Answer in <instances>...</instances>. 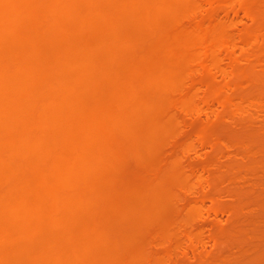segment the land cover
Instances as JSON below:
<instances>
[{
    "label": "rangeland",
    "instance_id": "374dc122",
    "mask_svg": "<svg viewBox=\"0 0 264 264\" xmlns=\"http://www.w3.org/2000/svg\"><path fill=\"white\" fill-rule=\"evenodd\" d=\"M61 1L64 3L63 6L66 3L70 6V12L68 13V15L71 13L70 16L63 15L64 17H60L62 15H59V19L56 18V20L50 21V18L49 20H44L43 17L40 19V14L54 7V0H24V2L23 0H6L7 3L5 0H0V11L2 12H0V19L3 22L7 21L8 23H5L8 26L13 22L10 27L14 34L12 37V32L9 31V34L11 33L9 37L7 31L4 30L5 33L3 30L0 31V61L2 62H0V65L6 64L5 66L9 67L10 65L11 68H14L16 67L15 64L17 66L21 64L22 66L19 67H25L27 73L30 74V78H32L34 97L36 99H42L44 96L48 98L50 104L47 100V107L43 110L39 109L42 110L39 111L42 112V116L44 115L48 119V127L45 126L47 130L51 128L49 121L51 123L53 121L55 124L60 123L66 118L71 107L76 106L77 108L80 106L79 109L83 110L92 105L97 109L109 107L113 112H115L113 108L116 110L122 109L121 111L126 114L124 112L119 114L120 123L130 130L133 126L132 133L130 132V137L133 139H130L129 145H125L126 149H124L126 151L121 149L124 147L123 145V147L120 146L121 148L118 147L117 149V152L121 149L120 152L116 154V150H114L113 152L116 155H112L109 151L114 147L112 144H110L111 146L108 144L112 137L107 134V131L104 133L97 126L92 125L90 131L82 134L85 137L81 135L79 141L80 143L83 141V144H81L84 145L87 152L92 153L98 149L104 152L102 156L103 163L97 166L98 169L94 173L83 175V179L80 177L81 179L77 181L78 194L84 197H87L88 194L91 198L90 205L85 206V203H78L72 209L65 206L60 208L59 221L56 226L51 224L49 220L47 221L48 218H46L50 205L47 193L42 192L40 194L38 192L40 185L36 182H42L43 178L40 179L34 173V175L31 174L32 171L26 172L23 176L16 173L17 175L15 174L14 177L17 181L18 178L22 177L18 181L19 183L26 181L21 183L23 186L21 196H23L25 204H23L24 211L20 209L21 212L17 213L19 215L8 217L9 219L6 218L3 221L0 219V225L3 224V226L1 225L2 229L0 228V264H55L52 260H57V258L59 259L57 260L58 264H90V262L91 264H264V0H159L163 3L158 2L159 8L157 7V11H155V8L152 9L155 14L152 10H150L151 12L147 11L149 14L144 12L141 6L144 5L145 0ZM171 2L174 3L171 4ZM160 4L162 5L160 6ZM19 8L24 9L25 12ZM90 8L92 9L89 10ZM93 8L103 10L104 14L107 15L106 19L101 17L88 18L91 16L89 13ZM15 9L22 11H19L20 16L19 14L16 15L19 16L17 20L15 19L16 16L11 13ZM132 9L133 11H131ZM211 12L213 13L211 14ZM142 14L146 15L143 16ZM103 15L102 17H105ZM155 16L158 17L154 18ZM77 18L78 20H76ZM197 21L200 25H197L194 30L193 27L196 26L195 23L198 24ZM208 28L212 29L208 30ZM109 29L112 30L110 33H108ZM198 33L200 34L198 35ZM225 36L228 38L227 40ZM36 37L38 40L35 39ZM222 40L223 43L225 42L224 44H222ZM203 42L208 43L207 47L210 46V52L207 51L209 47L207 48L204 45V48L201 45V43L204 44ZM84 43L87 46L89 45V49ZM142 44L147 46L144 47ZM187 44L191 45V48ZM225 44L226 46H224ZM142 46L146 50L141 49V52H137ZM211 46H214V48ZM79 50L83 51L80 53L84 55L78 59L84 58L83 63H90L91 68L94 67L92 69L96 67V72L91 73L95 85L91 87L93 93H90V88H80L72 92L68 88L57 90V88L52 87L51 90L49 88L46 90L47 88L43 86L46 81L50 80L54 84L58 80H67V77H72V70L68 72L70 69L66 68L64 61L72 60L79 53ZM132 50L135 53H132ZM190 51L193 53H190ZM67 55H69V58H67ZM129 55H132L134 59H130ZM139 55H142L141 58L138 57ZM150 55L152 56L150 57ZM59 57L62 59L59 60ZM79 61L81 62V60ZM207 62L208 64H206ZM83 63L82 65H84ZM97 74L98 76H96ZM45 78L48 80H45ZM160 78L161 80H159ZM5 79H7L6 76ZM98 79H100L99 82ZM133 79L134 81H132ZM8 80L4 82L6 87L14 88L17 82ZM18 82L20 83L21 79L18 78ZM134 82L138 85H134ZM133 85L136 86L137 91H135ZM131 87L132 90H130ZM39 88H41V91ZM53 89L55 90L53 91ZM127 90L128 92L134 91V94L132 92L129 95L126 92ZM112 91H114V94H110ZM116 91L120 92L118 94H121V98L116 95ZM0 95V105L5 104L7 96L5 97V93H0ZM112 95L115 96L112 97ZM116 96L121 100L116 99ZM114 97L115 99H113ZM133 97H136V100L132 99ZM138 101H140V104ZM127 103H131L130 106ZM132 103L135 105L134 108ZM124 104L127 106H125V109L128 108L127 111L124 109ZM17 105L14 108L15 111H13H17L18 118L20 114L22 115L13 124L20 121L28 107L26 103L25 106L24 103H18ZM146 108L150 110L148 111ZM37 110L32 113L33 116L39 114ZM110 115L114 116V113L113 115L110 113ZM36 116L33 117L34 119L30 118L29 124L31 127L35 119L37 121ZM151 122H154L155 126ZM8 126L0 127V132H6L11 127ZM37 126L38 122L33 125L34 128ZM151 126L154 127L151 128ZM45 128L44 130L42 128L44 132ZM38 132L43 133L42 131ZM76 132H74V136H76ZM148 133H151V135ZM104 134H107V137ZM77 136L80 135L77 134ZM51 137L53 138L52 134L42 137L40 135V145L47 147L53 142L50 139ZM106 142L108 145L105 144ZM57 143L59 146V142H53L54 145H57ZM109 143H112V141ZM60 146L62 147V145ZM104 146L108 148H103ZM171 146H174V148L171 149ZM54 147L57 148V146ZM61 147L57 148L59 153ZM118 154L122 156H120L121 159H119ZM164 162H166V166ZM84 169V166L81 167L80 165L79 172H85ZM163 169L168 172V176L164 174L166 172ZM157 170H160V172L158 173ZM4 173V168L0 167V177ZM99 175H102V178ZM107 177H110V179ZM163 177L166 178L164 183L163 180L165 179ZM104 180L106 181L104 182ZM88 186H90V189ZM145 186H147V189ZM123 187L126 188L123 189ZM148 187L152 188L148 190ZM1 189L4 190L5 188L2 187ZM114 189L117 191H114ZM109 192L114 194L110 195ZM107 197L111 198L108 200ZM144 198H146V201ZM145 206L149 208L147 209ZM149 209L151 212L152 209L154 211L149 213ZM32 212L35 216L31 215ZM166 212L170 218L167 217ZM146 215H149V217H146ZM21 219L23 222L20 225ZM129 221H131V225L133 224L130 228L135 230H130ZM120 223L122 227L119 226ZM26 225L29 227L27 228ZM152 229L153 232H151ZM19 233L20 235H18ZM27 236L29 237L27 238ZM171 241H174V243ZM22 242L23 244H21ZM123 250L127 252L124 254ZM46 251L51 253V255L47 254L49 255L47 261V258L43 257L46 255ZM52 254H55V256ZM56 254L58 257H56Z\"/></svg>",
    "mask_w": 264,
    "mask_h": 264
},
{
    "label": "bare ground",
    "instance_id": "6f19581e",
    "mask_svg": "<svg viewBox=\"0 0 264 264\" xmlns=\"http://www.w3.org/2000/svg\"><path fill=\"white\" fill-rule=\"evenodd\" d=\"M65 1H67V0H65ZM64 1V2H65ZM72 1H74V0H72ZM90 1V0H89ZM108 1V0H107ZM132 1V0H131ZM136 1H138V0H136ZM141 1V0H140ZM144 1V0H143ZM160 1H163V0H160ZM159 0L157 1V0H145L144 2V5H142L141 7L143 8V10H144V12L145 13H148V12H151L150 10H152V9H154L155 8V11H157L156 9H157V7L159 6V4H158V2L159 3H163V2H160ZM176 1V0H175ZM174 1V2H175ZM178 1V0H177ZM181 1V0H180ZM224 1V0H223ZM232 1V0H231ZM239 1V0H238ZM244 1V0H243ZM5 2H6V0H5ZM8 2V1H7ZM6 2V3H7ZM23 2H24V0H23ZM29 2V1H28ZM62 1L61 0H54V7H51V8H49V10L48 11H46V12H42V14H40V19L42 18V19H44V20H49V18H50V21L51 20H56V18H58L59 19V15H62V16H60V17H64V16H66V15H68V13L70 12V6L66 3V5L65 6H63L64 5V3L62 4L61 3ZM68 2V1H67ZM93 2V1H92ZM120 2V1H119ZM173 2V3H174ZM186 2V1H185ZM227 2V1H226ZM241 2V1H240ZM3 3V2H2ZM53 3V2H52ZM104 3V2H103ZM111 3V2H110ZM130 3V2H129ZM172 2H171V4H173ZM230 3V2H229ZM243 3V2H242ZM258 3V2H257ZM4 4V3H3ZM31 4V3H30ZM36 4V3H35ZM62 6H61V5ZM72 4H75V3H72ZM92 4V3H91ZM99 4H100V2H99ZM179 4V3H178ZM253 4H255V3H253ZM19 5V4H18ZM28 5H29V3H28ZM52 5V4H51ZM88 5V4H87ZM96 5V4H95ZM108 5V4H107ZM136 5V4H135ZM162 4H160V6H161ZM224 5V4H223ZM231 5V4H230ZM39 6V5H38ZM44 6V5H43ZM53 6V5H52ZM99 6V5H98ZM164 6V5H163ZM258 6V5H257ZM14 7V6H13ZM16 7V6H15ZM24 7V6H23ZM22 7V8H23ZM29 7V6H28ZM37 7V6H36ZM88 7H90V6H88ZM87 7V8H88ZM92 7V6H91ZM111 7V6H110ZM137 7V6H136ZM171 7V6H170ZM172 7H173V5H172ZM177 7V6H176ZM232 7H234V6H232ZM17 9H18V7H16ZM27 8V7H26ZM41 8H43V7H41ZM47 8V7H46ZM97 8V7H96ZM107 8H108V6H107ZM141 8V9H142ZM159 8V7H158ZM240 7H238V9H239ZM254 8V7H253ZM20 9V8H19ZM24 9H25V7H24ZM24 9H20V10H24ZM74 9V8H73ZM92 8H90L89 10H91ZM120 9V8H119ZM164 9V8H163ZM166 9V8H165ZM177 9V8H176ZM2 10V9H1ZM20 10H14L13 12H11L13 15H17V14H19V16H20V12H22V11H20ZM27 10H29V9H27ZM38 10V9H37ZM135 10V9H134ZM240 10H241V8H240ZM20 11V12H19ZM86 11H87V9H86ZM117 11H118V9H117ZM131 11H133V9L131 10ZM137 11V10H136ZM148 11V12H147ZM152 11H154V10H152ZM155 11H154V14H155ZM260 11V13L261 14H263L262 12H261V10H259ZM263 11V10H262ZM1 12V11H0ZM10 12V11H9ZM19 12V13H18ZM24 12H25V10H24ZM30 12H31V9H30ZM103 12V10H101V9H95V8H93V10L92 11H90V15L91 16H89L88 18H90V17H92V19L94 18V17H101V18H105L106 19V17H107V15H105L104 14V12ZM123 12V11H122ZM142 12V11H141ZM169 12H171V11H169ZM173 12V11H172ZM248 12H249V10H248ZM252 12V11H251ZM2 13V12H1ZM27 13H28V11H27ZM32 13H33V11H32ZM74 13V12H73ZM81 13V12H80ZM88 13V12H87ZM87 13H86V15H87ZM124 13V12H123ZM137 13V12H136ZM143 13V12H142ZM162 13V12H161ZM166 13V12H165ZM213 12H211V14H212ZM31 14V13H30ZM71 14V13H70ZM70 14L68 15V17L70 16ZM104 14V15H103ZM120 14V13H119ZM149 14V13H148ZM147 14V15H148ZM173 14V13H172ZM254 14V13H253ZM2 15V14H1ZM12 15V16H13ZM33 15V14H32ZM38 16H39V13L37 14ZM64 15V16H63ZM73 15V14H72ZM102 15L103 16H105V17H102ZM126 15V14H125ZM143 15V14H142ZM144 15H146V14H144ZM143 15V16H144ZM152 15V14H151ZM150 15V16H151ZM15 16H13V17H15ZM19 16H16V20H17V17L19 18ZM88 16V15H87ZM121 16V15H120ZM141 16V15H140ZM149 16V15H148ZM153 16V15H152ZM210 16V15H209ZM251 16V15H250ZM262 16V15H261ZM25 17V16H24ZM74 17V16H73ZM76 17V16H75ZM84 17H86L85 15H84ZM139 17V16H138ZM147 17V16H146ZM145 17V18H146ZM156 17H158V16H155L154 18H156ZM254 17V16H253ZM30 18V17H29ZM38 18V17H37ZM101 18H100V20H101ZM141 18V17H140ZM9 19V18H8ZM12 19V18H11ZM10 19V21H12ZM22 19V18H21ZM65 19V18H64ZM69 19V18H68ZM81 19H83V18H81ZM91 19V20H92ZM139 19V18H138ZM150 19V18H149ZM23 20V19H22ZM29 20V19H28ZM28 20H27V22H28ZM74 20V19H73ZM76 20H78V18L76 19ZM87 20V19H86ZM91 20H89V21H91ZM98 20V19H97ZM116 20V19H115ZM148 20V19H147ZM156 20V19H155ZM5 21V20H4ZM9 21V20H8ZM9 21V22H10ZM67 21V20H66ZM101 21H103V20H101ZM100 21V22H101ZM6 23H8L7 21H5ZM5 22H3L1 19H0V31L2 32V30H3V32H4V30L5 31H7L8 32V35H9V37H10V34H9V31L10 32H12L11 31V24L13 23V22H11L10 23V25L8 26V24H6ZM32 22V21H31ZM35 22V21H34ZM38 22V21H37ZM81 22H83V21H81ZM106 22V21H105ZM192 22H194V21H192ZM198 22V21H197ZM4 23H5V25H4ZM18 23V22H17ZM41 23H43V22H41ZM40 23V24H41ZM77 23H79V22H77ZM86 23H88L87 21H86ZM112 23V22H111ZM114 23V22H113ZM212 23V22H211ZM215 23H216V21H215ZM46 23L44 22V25H45ZM85 24V23H84ZM97 24V23H96ZM150 24V23H149ZM7 25V26H6ZM43 25V26H44ZM63 25V24H62ZM81 25V24H80ZM94 25V24H93ZM92 25V26H93ZM108 25V24H107ZM112 25V24H111ZM115 25V24H114ZM118 25V24H117ZM180 25V24H179ZM194 25H196V26H194L193 28H194V30H195V27H197V25L199 26L200 24H199V22H198V24L197 23H195ZM201 25H203V24H201ZM12 26H16V25H12ZM56 26V25H55ZM74 26V25H73ZM104 26V25H103ZM147 26V25H146ZM155 26V25H154ZM174 26V25H173ZM175 26H176V24H175ZM183 26V25H182ZM185 26V25H184ZM190 26V25H189ZM191 26H192V24H191ZM211 26V25H210ZM216 26V25H215ZM79 27V26H78ZM112 27V26H111ZM158 27V26H157ZM185 27H188V26H185ZM207 27V26H206ZM218 27H219V24H218ZM38 28V27H37ZM37 28H34V29H37ZM44 28H45V26H44ZM56 28V27H55ZM60 28V27H59ZM64 28H65V26H64ZM63 28V29H64ZM147 28V27H146ZM149 28H151V27H149ZM182 28V27H181ZM188 28H190V27H188ZM201 28V27H200ZM39 29H41V27H39ZM42 29H43V27H42ZM67 29V28H66ZM73 29V28H72ZM199 29V28H198ZM212 29V28H211ZM211 29H209L208 28V30H211ZM217 29V28H216ZM220 29V28H219ZM65 30V29H64ZM79 30V29H78ZM100 30V29H99ZM114 30V29H113ZM147 30V29H146ZM162 30V29H161ZM173 30V29H172ZM172 30H171V32H172ZM178 30V29H177ZM201 30V29H200ZM206 30V29H205ZM218 30V29H217ZM223 30V29H222ZM14 31V30H13ZM36 31V30H35ZM49 31V30H48ZM66 31V30H65ZM70 31V30H69ZM110 31H112V30H110L109 29V32L108 33H110ZM179 31V30H178ZM187 31H188V29H187ZM187 31H186V33H187ZM190 31H192V30H190ZM196 31H198V30H196ZM213 31V30H212ZM211 31V32H212ZM221 31V30H220ZM6 32V33H7ZM40 32V31H39ZM41 32H43L42 30H41ZM64 32V31H63ZM102 32H103V30H102ZM151 32V31H150ZM174 32H176L175 30H174ZM184 32V31H183ZM195 32V31H194ZM204 32V31H203ZM202 32V33H203ZM224 32H225V30H224ZM5 33V32H4ZM153 33V32H152ZM158 33V32H157ZM178 33V32H177ZM180 33V32H179ZM185 33V32H184ZM183 33V34H184ZM208 33H209V31H208ZM220 33V32H219ZM34 34V33H33ZM42 34V33H41ZM194 34V33H193ZM200 33H198V35H199ZM204 34V33H203ZM206 34V33H205ZM211 34V33H210ZM215 34H216V32H215ZM227 34V33H226ZM4 35V34H3ZM2 35V36H3ZM7 35V34H6ZM6 35H5V37H6ZM13 32H12V34H11V36L13 37ZM36 35H37V33H36ZM62 35V34H61ZM74 35V34H73ZM107 35V34H106ZM153 35V34H152ZM155 35V34H154ZM174 36H175V34H173ZM207 35V34H206ZM213 35V34H212ZM40 36V35H39ZM45 36V35H44ZM57 36V35H56ZM60 36V35H59ZM68 36V35H67ZM143 36H145V35H143ZM157 36V35H156ZM162 36V35H161ZM170 36H172V35H170ZM179 36V35H178ZM214 36V35H213ZM224 36V35H223ZM227 36V35H226ZM225 36V38H226V40L228 39L227 37ZM64 37V36H63ZM102 37V36H101ZM126 37V36H125ZM173 37V36H172ZM194 37V36H193ZM192 37V38H193ZM211 37V36H210ZM4 38V37H3ZM15 38V37H14ZM13 38V39H14ZM21 38H23L22 36H21ZM25 38V37H24ZM107 38H108V36H107ZM173 38H175V37H173ZM188 38H190V37H188ZM208 38V37H207ZM219 38V37H218ZM35 39H37V37L35 38ZM47 39V38H46ZM53 39V38H52ZM61 39H62V37H61ZM106 39V38H105ZM187 39V38H186ZM200 39V38H199ZM203 39V38H202ZM204 39H205V36H204ZM22 40V39H21ZM38 40V39H37ZM72 40H74V39H72ZM112 40H114V39H112ZM111 40V41H112ZM177 40V39H176ZM180 40V39H179ZM225 40V41H226ZM24 41V40H23ZM66 41V40H65ZM95 41V40H94ZM97 41H99V40H97ZM102 41V40H101ZM190 41V40H189ZM194 41V40H193ZM199 41V40H198ZM203 41V40H202ZM205 41V40H204ZM210 41V40H209ZM219 41H220V39H219ZM10 42V41H9ZM26 42V41H25ZM40 42V41H39ZM178 42V41H177ZM190 42H192V41H190ZM201 42V41H200ZM208 42V41H207ZM216 42H217V40H216ZM226 42H228V41H226ZM27 43V42H26ZM92 43V42H91ZM145 43H147V42H145ZM144 43V44H145ZM186 43V42H185ZM204 44H202L201 43V45H205L206 47H207V45H208V43L207 44H205L206 42H203ZM212 43V42H211ZM214 43V42H213ZM225 43V42H224ZM223 43V40H222V44H224ZM12 44V43H11ZM19 44V43H18ZM23 44H24V42H23ZM63 44V43H62ZM61 44V45H62ZM75 44V43H74ZM88 44V43H87ZM144 44H142V45H144ZM191 44V43H190ZM193 44V43H192ZM29 45V44H28ZM47 45V44H46ZM68 45V44H67ZM79 45V44H78ZM77 45V46H78ZM84 45H85V43H84ZM107 45V44H106ZM108 45H109V43H108ZM134 45H135V43H134ZM140 45H141V43H140ZM180 45H183V44H180ZM209 45H210V42H209ZM215 45V44H214ZM218 45V44H217ZM227 45H228V43H227ZM230 45V44H229ZM232 45V44H231ZM1 46V45H0ZM20 46H21V44H20ZM71 46V45H70ZM86 47H88V49H89V45L87 46V45H85ZM94 45L92 44V47H93ZM96 46V45H95ZM99 46V45H98ZM101 46H103V45H101ZM105 46V45H104ZM138 46H139V44H138ZM145 46H147V45H144V47ZM187 46H190V48H191V45H189V44H187ZM205 46H204V48H205ZM224 46H226V44L224 45ZM5 47V46H4ZM12 47V46H11ZM29 47V46H28ZM45 47V46H44ZM67 47V46H66ZM134 47V46H133ZM136 47H137V45H136ZM167 47V46H166ZM185 47V46H184ZM209 47V48H208ZM207 48L209 49V50H207V49H204L205 51L207 50V51H209L210 52V46H208ZM211 47H213L214 48V46H211ZM49 48H50V46H49ZM58 48V47H57ZM64 48V47H63ZM74 48H77V47H74ZM80 48V47H79ZM100 48V47H99ZM126 48H127V46H126ZM139 48V47H138ZM138 48H136V49H138ZM185 48H188V47H185ZM221 48V47H220ZM17 49V48H16ZM68 49H71V48H68ZM81 49H83V48H81ZM80 49V50H81ZM102 49H103V47H102ZM130 49V48H129ZM132 49V48H131ZM130 49V50H131ZM134 49H135V47H134ZM141 49H144L143 48V46L137 51V52H141ZM189 49V48H188ZM212 49V48H211ZM23 51H24V49H22ZM36 50V49H35ZM38 50V49H37ZM63 50V49H62ZM66 50V49H65ZM64 50V51H65ZM79 50V53L78 54H80L79 56H77L78 54H76V57L74 58H72V60H66V62L64 61V64L67 66L66 68H68V69H70V70H68V72H70L71 70H72V72H71V74H73L72 75V77L70 76V78L69 77H67V80H58L56 83L54 82V84L52 83V82H50V80L49 81H46V83L44 84L43 83V86H45L46 88V90H48V88L51 90V88L53 87V88H57V90H59V88L61 89H71V92L74 90H77V89H80V88H90V93H93V92H91V87H93V85H94V81L92 80V77H93V75L91 74V73H94V72H96L95 71V69H96V67H95V69H92V68H94V67H92L91 68V66H90V63H83V61L82 60H84V58L83 59H78V58H81V56H83V55H81V53L80 52H83V51H80ZM90 50H91V47H90ZM99 50V49H98ZM97 50V51H98ZM105 50H106V48H105ZM128 50V49H127ZM144 50H146V49H144ZM151 50V49H150ZM177 50H180V49H177ZM184 50V49H183ZM187 50V49H186ZM203 50V49H202ZM213 50V49H212ZM216 50V49H215ZM218 50H219V46H218ZM2 51V50H1ZM13 51V50H12ZM47 51V50H46ZM60 51V50H59ZM59 51H58V53H59ZM171 51V50H170ZM193 51V50H192ZM192 51H190V53L192 52ZM11 52V51H10ZM9 52V53H10ZM28 53H29V50L27 51ZM31 52V51H30ZM57 52V51H56ZM55 52V53H56ZM61 52V51H60ZM72 52V51H71ZM88 52V51H87ZM92 52V51H91ZM91 52H89L90 54H91ZM143 52V51H142ZM167 52V51H166ZM174 52V51H173ZM184 52H185V50H184ZM198 52V51H197ZM197 52H196V54H197ZM27 53V54H28ZM34 53H35V51H34ZM54 53V54H55ZM65 53V52H64ZM132 53H135V51L133 52V50H132ZM148 53V52H147ZM193 53V52H192ZM205 53V52H204ZM203 53V54H204ZM208 53V52H207ZM3 54H4V52H3ZM20 54H22L21 52H20ZM24 54V53H23ZM36 54V53H35ZM86 54V53H85ZM88 54V53H87ZM138 54V53H137ZM141 54H143V53H141ZM151 54V53H150ZM171 54V53H170ZM169 54V55H170ZM178 54H179V52H178ZM183 55L185 54V53H182ZM181 54V55H182ZM56 55H58V54H56ZM147 55H149V54H147ZM167 55H168V53H167ZM191 55H193V54H191ZM195 55V54H194ZM207 55H209V54H207ZM215 55H216V53H215ZM22 57H23V55H21ZM24 56H26V55H24ZM59 56H61V55H59ZM63 57H64V55H62ZM69 55H67V58H69L68 57ZM72 56V55H71ZM94 56V55H93ZM130 56V59H134V57H132V55H129ZM141 56L142 55H139L138 57H140L141 58ZM152 55H150V57H151ZM176 56V55H175ZM179 56V55H178ZM186 56H188V55H186ZM200 57L202 56V55H199ZM205 56H206V54H205ZM210 56V55H209ZM52 57V56H51ZM87 57V56H86ZM169 57V56H168ZM177 57V56H176ZM199 57V58H200ZM203 57H204V55H203ZM92 58V57H91ZM129 58V57H128ZM127 58V59H128ZM136 58H137V55H136ZM147 58H148V56H147ZM190 58V57H189ZM206 58V57H205ZM208 58V57H207ZM7 59V58H6ZM43 59V58H42ZM62 58H60L59 57V60H61ZM98 59V58H97ZM126 59V58H125ZM138 59V58H137ZM155 59V58H154ZM158 59H160V58H158ZM173 59V58H172ZM191 59V58H190ZM192 59H193V57H192ZM1 60V59H0ZM55 60V59H54ZM79 60H81V62L79 61ZM88 60V59H87ZM91 60V59H90ZM96 60V59H95ZM161 60V59H160ZM159 60V61H160ZM30 61V60H29ZM38 61V60H37ZM41 61V60H40ZM51 61H52V59H51ZM85 61H86V59H85ZM124 61V60H123ZM128 61V60H127ZM165 61V60H164ZM170 61V60H169ZM174 61V60H173ZM209 61V60H208ZM1 62V61H0ZM5 62H7V61H5ZM53 62V61H52ZM63 62V61H62ZM91 62H92V60H91ZM94 62V61H93ZM97 62V64H98V61H96ZM131 62V61H130ZM153 62V61H152ZM155 62V61H154ZM172 62V61H171ZM178 62V61H177ZM177 62H175V63H177ZM206 62V61H205ZM2 63V62H1ZM4 63V62H3ZM18 63V62H17ZM51 63V62H50ZM82 63L84 64V65H82ZM134 63H136V62H134ZM163 63V62H162ZM204 63V62H203ZM39 64V63H38ZM52 64V63H51ZM54 64H56V63H54ZM61 64V63H60ZM140 64V63H139ZM153 64V63H152ZM166 64V63H165ZM206 64H208V62L206 63ZM210 64V63H209ZM6 65V64H5ZM5 65H0V93L1 94H3V93H5V97L7 96V98H5L7 101L5 102V104H2V105H0V127H2V126H11L9 129H7L6 130V132H4V133H2V132H0V167H2V168H4V170H5V173L4 174H1L2 176L0 177V219H1V221H3L4 219H6V218H8V217H13V216H16V215H19V214H17V213H19V212H21V211H24V207H23V204H24V200H23V196H21V191H22V185H21V183H23V182H26V181H21L20 183L18 182L19 180H20V178L22 179V177H20V178H18L19 180L17 181L16 180V178L14 177L15 176V174L17 173H19L21 176H23L24 174H26V172H30V171H32L31 172V174H35L38 178H43V181L42 182H36V183H38L39 185H40V187H39V189H38V192L41 194L42 192H45V193H47V196L49 197V203H50V205H49V210H48V213H47V215H46V218H48L47 219V221L49 220V222L51 223V224H54L55 226H56V224H57V222L59 221V215H58V213H60L59 212V210H61L60 208H62V207H67V208H70V209H72V207H76L77 206V204L78 203H85V206L86 205H90V202H91V198L89 197V195L87 194V197H84V196H81V195H79L78 194V192H79V187H77V181H78V179H81L82 177H84L83 175H86V174H89V173H94V171L96 170V169H98V165L100 164V163H103L102 162V160H103V158H102V156H103V151L102 150H100V149H98V150H95L94 152H92V153H90L89 151L87 152V150L84 148V145L82 146V144L80 143V141H79V138L81 137V135L82 134H86L87 133V131H90V129L93 127L92 125H95V126H97L98 128H99V130H101L102 132L104 131V133H105V131H107V134H110L111 135V137L112 138H110L111 139V141H112V143H109V142H111V141H107L108 142V144L110 145V144H112V146L114 147V149H112V150H110L109 152L110 153H112V155H114L115 154V152H116V154L118 153V152H120L121 151V149L123 150L126 146L125 145H129V143L131 142V140L130 139H133V138H131L130 137V134L132 133L131 132V130L133 129V126H132V129L130 130L129 128H127V127H125V125H123V124H121L120 123V116H119V114L121 113H123L121 110L122 109H114L113 108V110L115 111V112H113L112 111V109H109V107H107V108H105L104 107V109H101V107L99 108V109H97L96 107H92V105L91 106H89V107H87L86 109H83V110H80L79 109V107H77L76 108V106H74V107H71V109H70V111L68 112V115L66 116V118H64V120H62L60 123H57V124H55V123H53V121H52V123H51V121H49V123H50V125H51V128H48V130H47V128H45V126L46 127H48V119L43 115L42 116V112H39V111H42L43 110V108L45 109V107H47V103H48V98L47 97H41L42 99H36L35 97H34V94L32 93V88H33V86H34V84H33V82H32V78H30V74H28L27 73V69L25 70V67L24 68H22V67H19L21 64H18V66L15 64V66L16 67H14V68H11V66L9 65V67L8 66H5ZM99 65V64H98ZM101 65V64H100ZM127 65V64H126ZM129 65H130V63H129ZM133 65V64H132ZM131 65V66H132ZM154 65V64H153ZM167 65V64H166ZM22 66V65H21ZM41 66V65H40ZM52 66H54V65H52ZM57 66V65H56ZM92 66H93V64H92ZM138 66V65H137ZM142 66V65H141ZM168 66V65H167ZM172 66H173V64H172ZM34 67V66H33ZM59 67V66H58ZM64 67V66H63ZM63 67H62V71H63ZM175 68H176V66H174ZM43 68V67H42ZM98 68V67H97ZM100 68V67H99ZM153 68V67H152ZM157 68V67H156ZM169 68V67H168ZM173 68V67H172ZM171 68V69H172ZM35 69V68H34ZM74 69V70H73ZM58 70V69H57ZM61 69L59 68V71H60ZM92 70H94L93 72H92ZM134 70V69H133ZM138 70V69H137ZM174 70V69H173ZM172 70V71H173ZM67 71V70H66ZM100 71V70H99ZM98 71V72H99ZM135 71H136V69H135ZM158 71V70H157ZM171 71V72H172ZM175 71V70H174ZM163 72V71H162ZM162 72H161V74H162ZM41 73H42V71H41ZM46 73V72H45ZM166 73V72H165ZM170 73V72H169ZM36 74H38V73H36ZM46 74H48V73H46ZM133 74H134V72H133ZM173 74V73H172ZM50 75V74H49ZM49 75H47V76H49ZM61 75V74H60ZM5 76H6V78L7 79H5ZM47 76H46V78H47ZM53 76V75H52ZM56 76V75H55ZM96 76H98V74L96 75ZM137 76V75H136ZM135 76V77H136ZM183 76V75H182ZM42 77H44V76H42ZM132 77V76H131ZM134 77V78H135ZM171 77V76H170ZM179 77V76H178ZM18 78H19V80L21 79V82L19 83L18 82ZM45 78V80H48V79H46ZM69 78V79H68ZM153 78V77H152ZM168 78V77H167ZM166 78V79H167ZM183 78V77H182ZM8 79H10L11 81H13L14 80V82L16 81L17 83H15L16 85H15V87L14 88H8V87H6V85H5V80H8ZM37 79V78H36ZM42 79V78H41ZM51 79V78H50ZM55 79V78H54ZM149 79H150V77H149ZM166 79H165V81H166ZM10 80H8V81H10ZM99 80L100 79H98V82H99ZM139 79H138V76H137V81H138ZM159 80H161V78L159 79ZM163 80V79H162ZM39 81V80H38ZM52 81V80H51ZM132 81H134V79L132 80ZM157 81H158V79H157ZM36 82V81H35ZM97 82V81H96ZM140 82V81H139ZM11 83V82H10ZM9 83V84H10ZM146 83V82H145ZM152 83V82H151ZM8 84V85H9ZM13 84V83H12ZM112 85V84H111ZM130 85V84H129ZM134 85H138V84H135V82H134ZM133 85V86H134ZM159 85V84H158ZM157 85V86H158ZM95 86V85H94ZM97 86H99V85H97ZM115 86V85H114ZM132 86V87H133ZM140 86H142V85H140ZM37 87V86H36ZM41 87V86H40ZM100 87V86H99ZM112 87V86H111ZM124 87H125V85H124ZM132 87H131V89L130 90H132ZM136 86H134L133 88H135ZM149 87V86H148ZM113 88V87H112ZM116 88V87H115ZM128 88V87H127ZM157 88V87H156ZM38 89V88H37ZM40 89V91H41V88H39ZM44 89V88H43ZM44 89V90H45ZM126 89V88H125ZM138 89V88H137ZM49 90V91H50ZM55 89H53V91H54ZM56 90V91H57ZM93 90V89H92ZM97 90V89H96ZM36 91V90H35ZM89 91V90H88ZM120 91V90H119ZM119 91H116L117 92V96L119 95V97H120V95L121 94H118V92ZM135 91H137L136 90V88H135ZM69 92V91H68ZM98 92V91H97ZM115 92V93H116ZM121 92V91H120ZM119 92V93H120ZM127 93H129V95H130V93H132L133 92V94H134V91H130V92H128V90L126 91ZM60 93V92H59ZM111 93H113L114 94V91H112V92H110V94ZM125 93V92H124ZM219 93V92H218ZM61 94V93H60ZM78 94H79V92H78ZM99 94V93H98ZM103 94H104V92H103ZM135 94L137 95V93L135 92ZM36 95V94H35ZM80 95V94H79ZM129 95H127V96H129ZM132 95V94H131ZM139 95V94H138ZM219 95V94H218ZM217 95V97H219ZM1 96V95H0ZM46 96H48L47 94H46ZM69 96V95H68ZM92 96V95H91ZM94 96V95H93ZM107 96H108V94H107ZM113 96H115V95H112V97ZM116 96V99H118L119 97H117ZM133 96V95H132ZM135 96V95H134ZM3 97V96H2ZM49 97V96H48ZM64 97V96H63ZM70 97V96H69ZM101 97V96H100ZM122 97V96H121ZM120 97V98H121ZM140 97V96H139ZM220 97H221V95H220ZM49 98H51V97H49ZM78 98V97H77ZM90 98V97H89ZM96 98V97H95ZM99 98V97H98ZM119 98V99H120ZM136 98V97H135ZM134 97L132 98V99H135ZM143 98V97H142ZM228 98V97H227ZM229 98H231V97H229ZM74 99V98H73ZM97 99V98H96ZM95 99V100H96ZM113 99H115V97L113 98ZM131 99V98H130ZM140 99V98H139ZM144 99V98H143ZM219 99H223V98H219ZM48 100V101H47ZM51 100V99H50ZM78 100H80V99H78ZM91 100V99H90ZM93 100H94V98H93ZM121 100V99H120ZM127 100V99H126ZM136 100V99H135ZM141 100V99H140ZM230 100V99H229ZM3 102V103H4ZM81 102V101H80ZM89 102V101H88ZM131 102V101H130ZM134 102V101H133ZM139 102V104H140V101H138ZM142 102H143V100H142ZM146 102V101H145ZM18 103H24V106H25V103H26V105H28V107H29V109H27L26 108V110H25V113H24V111H23V115L24 116H22V118L20 119V121L17 123V124H13V122H15L16 123V120L17 119H19L20 117H21V115L22 114H20V117L18 118V114H17V111L16 112H14L15 111V106L18 104ZM61 103V102H60ZM59 103V104H60ZM101 103V102H100ZM110 103V102H109ZM108 103V104H109ZM118 103H119V101H118ZM123 103H125V102H123ZM144 103V102H143ZM49 104H50V101H49ZM68 104V103H67ZM93 104V103H92ZM115 104V102L113 103V105ZM126 104V103H125ZM124 104V109H125V105ZM127 104H129V103H127ZM131 104V103H130ZM130 104L128 105V106H130ZM135 104H136V102H135ZM147 104V103H146ZM146 104H144V105H146ZM150 104V103H149ZM23 105V104H22ZM21 105V106H22ZM64 105V104H63ZM97 105V104H96ZM102 105H103V102H102ZM120 105V104H119ZM17 106H19V105H17ZM50 106V105H49ZM60 106V105H59ZM59 106H58V108H59ZM97 106H99V105H97ZM107 106V105H106ZM111 106V105H110ZM132 106H133V108H134V106L135 105H133V103H132ZM137 106H141V105H137ZM147 106V105H146ZM57 107V106H56ZM103 107V106H102ZM115 107V106H114ZM127 107V106H126ZM141 107H143V106H141ZM148 107V106H147ZM19 108H20V106H19ZM66 108V107H65ZM68 108V107H67ZM116 108V107H115ZM119 108V107H118ZM132 108V107H131ZM136 108V107H135ZM138 108V107H137ZM17 109H18V107H17ZM38 109V110H37ZM39 109H42V110H39ZM64 109V108H63ZM126 109H128V108H126ZM125 109V110H126ZM147 110H148V108H146ZM14 110V111H13ZM21 110V109H20ZM35 110H37V113L39 112V114L42 116H40L39 114L36 116V118H37V121H36V119H35V121L36 122H38V126L37 127H33V125L36 123L35 121H34V124L32 125V127H31V125L29 124L30 122V120L34 117L35 118V116H33V114L32 113H34V111ZM150 110V109H149ZM148 110V111H149ZM66 111V110H65ZM121 111V112H120ZM127 111V110H126ZM46 112V111H45ZM47 112H49V111H47ZM63 112H64V110H63ZM141 112V111H140ZM17 115H16V114ZM52 113V112H51ZM110 113L113 115V113H114V116H111L110 115ZM125 113V112H124ZM65 114V113H64ZM126 114V113H125ZM51 115V114H50ZM62 115V114H61ZM38 116H40V118H38ZM130 116H131V114H130ZM31 118V119H30ZM33 118V119H34ZM62 118V117H61ZM38 119H39V121H38ZM54 119V118H53ZM55 120V119H54ZM59 120V119H58ZM18 121V120H17ZM128 121V120H127ZM130 121V120H129ZM58 122V121H57ZM158 122V121H157ZM32 123V122H31ZM142 123V122H141ZM151 123H153L154 124V126H155V123L154 122H151ZM47 124V125H46ZM37 125V124H36ZM35 125V126H36ZM8 126V127H9ZM44 126V127H43ZM154 126H151V128L152 127H154ZM43 128V130H44V128L46 129L45 130V132L42 130V128ZM95 129V128H94ZM149 130V129H148ZM38 131H42L43 133V135L42 134H40V132H38ZM51 133H50V132ZM73 131V132H72ZM76 131H78V132H76ZM155 131V130H154ZM74 132H76V136H74ZM131 132V133H130ZM149 132V131H148ZM135 133H136V131H135ZM154 133V132H153ZM50 134H52V136H53V138L51 137L50 139H52L51 141H53L54 143H56V142H59V146H58V143H57V145L55 144H53V142H49L48 144L49 145H47V147H45L44 145H43V147L40 145V143H41V140H40V135H41V137L42 136H46V135H50ZM77 134L78 135H80V136H77ZM92 134V133H91ZM95 134V133H94ZM100 134V133H99ZM107 134H104L106 137H107ZM149 135H151V133H148ZM110 135H108V137H110ZM133 135H134V133H133ZM136 135H137V133H136ZM198 135V134H197ZM82 136H84V135H82ZM85 137V136H84ZM149 137V136H148ZM50 139H48V140H50ZM109 139V140H110ZM148 139V138H147ZM202 139V138H201ZM40 140V141H39ZM135 140H137V139H135ZM204 140V139H203ZM148 142H149V140H147ZM202 141V140H201ZM207 141V140H206ZM210 141V140H209ZM208 141V142H209ZM48 142V141H47ZM89 142V141H88ZM107 142L105 143V144H107ZM203 142H205V141H203ZM128 143V144H127ZM135 143V142H134ZM175 143V142H174ZM173 143V144H174ZM94 144V143H93ZM96 144V143H95ZM107 144V145H108ZM60 145H62V147L60 146ZM87 146H88V144H86ZM123 145H124V147H123ZM175 145H176V143H175ZM178 145V144H177ZM54 146H57V148L58 147H61V150H60V153L58 152L59 150H57V148L56 147H54ZM111 146V145H110ZM123 147V148H121V147ZM93 147V146H92ZM112 147V148H113ZM118 147H120L121 149H120V151H118L117 152V149H118ZM43 148H45V149H43ZM87 148V147H86ZM103 148H108V147H103ZM172 148H174V146H171V149ZM94 149V148H93ZM92 149V150H93ZM102 149V148H101ZM126 149V148H125ZM124 149V150H125ZM131 149V148H130ZM56 150H57V152H56ZM90 150H91V148H90ZM105 150V149H104ZM114 150H116L115 152H113ZM106 151V150H105ZM126 151V150H125ZM129 151V150H128ZM133 151H135V150H133ZM132 151V152H133ZM108 152V151H107ZM108 152V153H109ZM124 152V151H123ZM122 152V153H123ZM164 152V151H163ZM167 152H168V150H167ZM109 153V154H110ZM115 154V155H116ZM124 154V153H123ZM126 154H129V153H126ZM158 154V153H157ZM160 154V153H159ZM119 155V154H118ZM161 155V154H160ZM164 155H166V154H164ZM164 155H163V157H164ZM120 156L121 155H119L118 157H119V159H121L120 158ZM124 156V155H123ZM127 156V155H126ZM125 156V157H126ZM59 157V158H58ZM109 157V156H108ZM114 157V156H113ZM116 157V156H115ZM122 157V156H121ZM166 157V156H165ZM111 158V157H110ZM170 158V157H169ZM31 159H32V161H31ZM115 159V158H114ZM119 159H117V160H119ZM125 159V158H124ZM124 159H123V161H124ZM157 159H158V157H157ZM116 160V159H115ZM93 161H95V162H93ZM28 162H31V163H28ZM116 163V162H115ZM166 162H164V164H165ZM121 164H122V160H121ZM120 164V165H121ZM160 164H162V163H160ZM159 164V165H160ZM80 165H81V167L82 166H84V170H85V172H79V167H80ZM119 165V166H120ZM79 166V167H78ZM104 166V165H103ZM107 166V165H106ZM165 166H166V164H165ZM75 167H78V168H75ZM159 167V166H158ZM161 167V166H160ZM103 168H105V167H103ZM103 168H102V170H103ZM107 168V167H106ZM118 168V167H117ZM163 168V167H162ZM108 169V168H107ZM2 170V169H1ZM76 170V171H75ZM83 170V171H84ZM116 170H118V169H116ZM164 170V169H163ZM163 170H162V172H163ZM78 171V172H77ZM106 171V170H105ZM113 171V170H112ZM158 171V170H157ZM160 172V170L158 171V173ZM164 172H166L165 170H164ZM114 173V172H113ZM120 173V172H119ZM168 172H166V173H164V174H167ZM16 174V175H17ZM18 174V175H19ZM33 174V175H34ZM116 174H117V172H116ZM96 175V174H95ZM106 175V174H105ZM110 175V177H112L111 176V174H109ZM113 175V174H112ZM88 176V175H87ZM99 176H101V178H102V175H99ZM108 176V175H107ZM115 176V175H114ZM160 176V175H159ZM167 176H168V174H167ZM29 177V176H28ZM81 177V178H80ZM94 177V176H93ZM110 177L108 178V179H110ZM31 178H32V176H31ZM116 178V177H115ZM159 178H162V177H159ZM164 178V177H163ZM24 179V178H23ZM83 179V178H82ZM165 180H163V183L166 181V178H164ZM24 180H26V179H24ZM30 180H32V179H30ZM29 180V181H30ZM35 180H36V178H35ZM161 183H162V181L160 180V179H158ZM167 180H168V178H167ZM28 181V182H29ZM40 181V180H39ZM80 181H82V180H80ZM106 180H104V182H105ZM97 182H98V180H97ZM149 182V181H148ZM159 182V183H160ZM171 182V181H170ZM101 183V182H100ZM119 183H120V180H119ZM122 183V182H121ZM160 183V185L162 186V184ZM168 183V182H167ZM104 184V183H103ZM118 184V183H117ZM152 184H154V182H152ZM35 185V184H34ZM82 185V184H81ZM81 185H79V186H81ZM85 185V184H84ZM119 185V184H118ZM126 185V184H125ZM98 186V185H97ZM163 186H165V185H163ZM5 188L4 190L3 189H1V188ZM90 186H88V188H89ZM116 187V186H115ZM146 187V189H147V186H145ZM150 187V186H149ZM148 187V190L149 189H151V188H149ZM97 188V187H96ZM109 188V187H108ZM110 188H111V185H110ZM109 188V189H110ZM114 188V187H113ZM126 188V187H125ZM124 187H123V189H125ZM156 188V187H155ZM90 189V188H89ZM109 189H107L108 191H109ZM122 189V188H121ZM145 189V190H146ZM37 190V189H36ZM120 190V189H119ZM112 191V190H111ZM114 191H117L116 189H114ZM124 191H127V190H124ZM147 191V190H146ZM120 192V191H119ZM122 192V191H121ZM25 193V192H24ZM113 193V192H112ZM111 192H109V194L111 195L112 194ZM118 193V192H117ZM124 193V192H123ZM39 194V195H40ZM81 194V193H80ZM97 194V193H96ZM108 194V193H107ZM114 194V193H113ZM116 195V194H115ZM119 195V194H118ZM42 196V195H41ZM94 196V195H93ZM145 197H146V195H145ZM156 197V196H155ZM109 198H111V197H109ZM109 198L107 197V199L109 200ZM27 199V198H26ZM106 199V200H107ZM145 199V201H146V198H144ZM148 199H150L149 197H148ZM47 201V200H46ZM111 201V200H110ZM144 201V202H145ZM33 202V201H32ZM96 202V201H95ZM98 202V201H97ZM142 202V201H141ZM140 202V203H141ZM149 202V201H148ZM153 202V201H152ZM35 203V202H34ZM146 203V202H145ZM145 203H144V205H145ZM29 204H30V202H29ZM148 204H150V203H148ZM148 204H146V205H148ZM25 205V204H24ZM84 205V204H83ZM93 205V204H92ZM141 205H142V203H141ZM99 206V205H98ZM101 206V205H100ZM130 206V205H129ZM137 206H139V205H137ZM137 206H135V207H137ZM21 207H23V208H21ZM74 207V208H75ZM140 207V206H139ZM139 207H137V209L139 208ZM35 208V207H34ZM145 208H147L146 206H145ZM149 208V207H148ZM147 208V209H148ZM173 208V207H172ZM20 209H22L21 211H20ZM46 209V208H45ZM70 209H69V212H70ZM136 208H135V210H137ZM140 209V208H139ZM151 209V208H150ZM149 209V210H150ZM81 210V209H80ZM95 210H96V208H95ZM135 210H134V212H135ZM29 211V210H28ZM38 211H40V210H38ZM98 211H99V208H98ZM130 211V210H129ZM141 211H143V209L141 210ZM141 211H139V212H141ZM154 210L152 209V212H153ZM34 212V211H33ZM32 212V213H33ZM62 212V211H61ZM71 212H72V210H71ZM96 212V211H95ZM132 212V211H131ZM149 213L151 212V210L150 211H148ZM151 212V213H152ZM174 212H176V211H174ZM28 213V212H27ZM26 213V214H27ZM31 213V215H33V216H35L34 215V213L32 214ZM36 213V212H35ZM45 213V212H44ZM81 213V212H80ZM80 213H78V214H80ZM130 213V212H129ZM144 213V211L142 212V214ZM155 213V212H154ZM167 213V212H166ZM15 214V215H14ZM86 214H88V213H86ZM135 214H136V212H135ZM146 214V213H145ZM156 214V213H155ZM168 214V213H167ZM166 214V215H167ZM175 214H177V213H175ZM76 215V214H75ZM95 215V214H94ZM151 215V214H150ZM24 216V215H23ZM22 216V217H23ZM80 216H82V215H80ZM124 216V215H123ZM149 217V215H146V217ZM155 216V215H154ZM29 217H31V216H29ZM28 217V218H29ZM65 217V216H64ZM68 217V216H67ZM79 217V216H78ZM86 217H87V215H86ZM135 217V216H134ZM153 217V216H152ZM167 217H169L170 218V216H169V214H168V216ZM84 218V217H83ZM138 218V217H137ZM140 218V217H139ZM150 218H151V216H150ZM157 218V217H156ZM9 219V218H8ZM76 219H77V217H76ZM80 219V218H79ZM85 219V218H84ZM125 219H127V218H125ZM144 219H149V218H144ZM143 219V220H144ZM162 219V218H161ZM13 220V219H12ZM71 220H72V218H71ZM129 220H131V219H129ZM146 220H145V222H146ZM150 220V219H149ZM158 220V219H157ZM156 220V221H157ZM18 221V220H17ZM46 221V222H47ZM127 221V220H126ZM137 221V220H136ZM140 221H142L141 219H140ZM161 221V220H160ZM23 221H22V219H21V222H20V225H21V223H22ZM25 222V221H24ZM67 222V221H66ZM82 222V221H81ZM86 222V221H85ZM90 222V221H89ZM134 222H135V220H134ZM133 222V223H134ZM144 222V223H145ZM151 222V221H150ZM161 222H163V221H161ZM165 222V221H164ZM49 223V224H50ZM60 223V222H59ZM123 223V222H122ZM130 225H129V228L130 227H132L133 226V224L131 225V221H129L128 222ZM127 223V224H128ZM140 223V222H139ZM9 224V223H8ZM11 224V223H10ZM24 224V223H23ZM28 224V223H27ZM69 224V223H68ZM67 224V225H68ZM148 224H149V222H148ZM2 226H3V224H1ZM1 225H0V228H1ZM13 225V224H12ZM29 225V224H28ZM53 225V226H54ZM88 225V224H87ZM99 225V224H98ZM137 225V224H136ZM166 225V224H165ZM164 225V226H165ZM23 226V225H22ZM34 226V225H33ZM65 226H66V224H65ZM119 226H121V223H120V225ZM124 226V225H123ZM126 226V225H125ZM138 226V225H137ZM147 226V225H146ZM152 226V225H151ZM26 227L28 228L29 226H27L26 225ZM26 227H25V229H26ZM78 227V226H77ZM80 227V226H79ZM95 227V226H94ZM97 227V226H96ZM122 227V226H121ZM134 227H136V226H134ZM154 227V226H153ZM152 227V228H153ZM4 228V227H3ZM10 228V227H9ZM21 228V227H20ZM34 228H35V226H34ZM99 228H100V226H99ZM137 228V227H136ZM159 228V227H158ZM2 229V228H1ZM51 229V228H50ZM56 229V228H55ZM77 229V228H76ZM94 229V228H93ZM102 229V228H101ZM127 229V228H126ZM134 228H130V230H133ZM154 229V228H153ZM153 229H152V231L151 232H153ZM18 230V229H17ZM23 230V229H22ZM120 230H121V228H120ZM135 230V229H134ZM4 231H6V230H4ZM15 231V230H14ZM13 231V232H14ZM51 231H53V230H51ZM99 231V230H98ZM123 231V230H122ZM122 231H121V233H122ZM1 232H3V231H1ZM8 232V231H7ZM31 232V231H30ZM63 232V231H62ZM85 232V231H84ZM125 232V231H124ZM131 232V231H130ZM129 232V233H130ZM136 232H137V229H136ZM4 233V232H3ZM6 233V232H5ZM168 233V232H167ZM7 234V233H6ZM73 234V233H72ZM131 234H132V232H131ZM171 234V233H170ZM1 235V234H0ZM3 235V234H2ZM7 235H9V234H7ZM11 235V234H10ZM18 235H20V233L18 234ZM17 235V236H18ZM30 235V234H29ZM61 235V234H60ZM66 235V234H65ZM85 235V234H84ZM100 235V234H99ZM107 235H109V234H107ZM133 235V234H132ZM158 235H159V233H158ZM162 235H165V234H162ZM6 236V235H5ZM12 236V235H11ZM81 236V235H80ZM113 236V235H112ZM9 237V236H8ZM22 237V236H21ZM29 236H27V238H28ZM54 237V236H53ZM52 237V238H53ZM87 237V236H86ZM97 237V236H96ZM114 237H116V236H114ZM167 237H168V235H167ZM170 237V236H169ZM171 237H172V235H171ZM3 238V237H2ZM5 238V237H4ZM15 238H16V236H15ZM35 238H36V236H35ZM84 238V237H83ZM90 238H91V235H90ZM108 238V237H107ZM132 238V237H131ZM162 238V237H161ZM82 239V238H81ZM105 239V238H104ZM110 239H111V237H110ZM128 239V238H127ZM133 239V238H132ZM171 239V238H170ZM174 239V238H173ZM9 240V239H8ZM32 240V239H31ZM74 240V239H73ZM88 240V239H87ZM86 240V241H87ZM99 240H101V239H99ZM112 240V239H111ZM115 240V239H114ZM113 240V241H114ZM119 240V239H118ZM117 240V241H118ZM165 240H167V239H165ZM11 241V240H10ZM14 241H16V240H14ZM29 241V240H28ZM35 241V240H34ZM60 241V240H59ZM64 241V240H63ZM66 241V240H65ZM83 241V240H82ZM168 241V240H167ZM166 241V242H167ZM44 242V241H43ZM56 242V241H55ZM77 242H79V241H77ZM120 242V241H119ZM118 242V243H119ZM171 242H173L174 243V241H171ZM12 243H13V241H12ZM35 243H36V241H35ZM129 243V242H128ZM8 244H10V243H8ZM14 244V243H13ZM21 244H23V242L21 243ZM76 244V243H75ZM88 244V243H87ZM99 244V243H98ZM122 244V243H121ZM130 244V243H129ZM169 244V243H168ZM32 245V244H31ZM71 245V244H70ZM72 245H73V243H72ZM71 245V246H72ZM81 245V244H80ZM105 245V244H104ZM10 246V245H9ZM17 246H19V245H17ZM17 246H15V247H17ZM21 246V245H20ZM33 246V245H32ZM35 246V245H34ZM65 246H66V243H65ZM86 246V245H85ZM166 246H167V244H166ZM13 247H14V245H13ZM46 247V246H45ZM89 247V246H88ZM98 247V246H97ZM103 247V246H102ZM122 247V246H121ZM141 247V246H140ZM28 248V247H27ZM32 248V247H31ZM39 248H41V247H39ZM61 249V248H60ZM68 249V248H67ZM70 249V248H69ZM102 249V248H101ZM74 250H75V248H74ZM106 250V249H105ZM136 250V249H135ZM142 250V249H141ZM41 251V250H40ZM89 251V250H88ZM121 251V250H120ZM134 251V250H133ZM140 251V250H139ZM48 252H50L49 250H48ZM47 251H46V255L45 256H43V257H49V255H47V254H50L51 255V253H48ZM81 252H83V251H81ZM96 252V251H95ZM112 252V251H111ZM110 252V253H111ZM123 252H124V254H125V252H127V251H125V250H123ZM130 252V251H129ZM138 252V251H137ZM143 253V252H142ZM142 253H139L140 255L142 254ZM44 254V253H43ZM102 254H103V252H102ZM106 254H107V252H106ZM123 254V255H124ZM37 255H38V253H37ZM52 255H54L55 256V254H52ZM104 255V254H103ZM40 256V255H39ZM68 256V255H67ZM73 256H74V254H73ZM96 256H98V255H96ZM100 256V255H99ZM107 256V255H106ZM130 256V255H129ZM38 257V256H37ZM51 257V256H50ZM56 257H58V255L56 254ZM56 257H54V258H56ZM20 258V257H19ZM35 258V257H34ZM53 258V259H54ZM78 258V257H77ZM42 259V258H41ZM35 260V259H34ZM48 260V258L46 259V261ZM55 260V259H54ZM52 260L55 264H58L57 263V260H59L58 258H57V260ZM67 260V259H66ZM86 260V259H85ZM20 261V260H19ZM36 261H37V258H36ZM41 261V260H40ZM49 261H51V260H49ZM88 261V260H87ZM91 261V260H90ZM106 261V259L104 260V262ZM22 262H24V261H22ZM65 262V261H64ZM123 262V261H122ZM21 263V262H20ZM98 263V262H97ZM27 264V263H26ZM90 264H91V262H90ZM94 264V263H93Z\"/></svg>",
    "mask_w": 264,
    "mask_h": 264
}]
</instances>
